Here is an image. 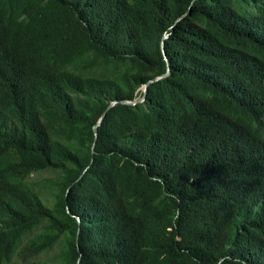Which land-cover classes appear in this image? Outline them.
<instances>
[{"label":"trees","instance_id":"16d2710c","mask_svg":"<svg viewBox=\"0 0 264 264\" xmlns=\"http://www.w3.org/2000/svg\"><path fill=\"white\" fill-rule=\"evenodd\" d=\"M0 264H264V0H0Z\"/></svg>","mask_w":264,"mask_h":264},{"label":"water","instance_id":"95a60500","mask_svg":"<svg viewBox=\"0 0 264 264\" xmlns=\"http://www.w3.org/2000/svg\"><path fill=\"white\" fill-rule=\"evenodd\" d=\"M165 37H167V36L164 35L163 39H164ZM167 75H168V70H167L165 76H167ZM158 79H159V78H155V79H153V81L158 80ZM148 83H149V82H148ZM148 83H146L145 85H143V86L141 87L142 97H141L137 102H141V101L143 100V98H144V96H145V94H146V87H147ZM137 102H135V101H133V102L123 101V102H121V103H122V104L134 105V104L137 103ZM112 104H113V103H111V105H112ZM111 105H110V106H111ZM101 119H102V117L99 119V121L97 122V124H95V125L93 126V128H92L93 135H94V140H93V144H92V146H91V149H93V147H94V142H95V137H96V129H95V128H96V126H98V125L100 124Z\"/></svg>","mask_w":264,"mask_h":264},{"label":"rangeland","instance_id":"374dc122","mask_svg":"<svg viewBox=\"0 0 264 264\" xmlns=\"http://www.w3.org/2000/svg\"><path fill=\"white\" fill-rule=\"evenodd\" d=\"M56 252V249H53L51 252H49L46 256H52Z\"/></svg>","mask_w":264,"mask_h":264}]
</instances>
